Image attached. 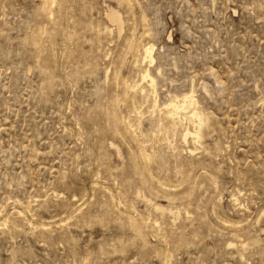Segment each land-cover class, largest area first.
I'll return each mask as SVG.
<instances>
[{
    "label": "rangeland",
    "instance_id": "374dc122",
    "mask_svg": "<svg viewBox=\"0 0 264 264\" xmlns=\"http://www.w3.org/2000/svg\"><path fill=\"white\" fill-rule=\"evenodd\" d=\"M0 211V264H264V0H0Z\"/></svg>",
    "mask_w": 264,
    "mask_h": 264
},
{
    "label": "bare ground",
    "instance_id": "6f19581e",
    "mask_svg": "<svg viewBox=\"0 0 264 264\" xmlns=\"http://www.w3.org/2000/svg\"><path fill=\"white\" fill-rule=\"evenodd\" d=\"M49 2H52V1H54V0H48ZM129 3H130V0H129ZM127 4V3H126ZM128 6H129V4H128ZM128 8V7H127ZM44 9V8H43ZM51 10V9H50ZM107 16L109 17V19L111 20V21H113V22H115V23H117V24H120L121 23V17H120V14H119V12L117 11V10H114V9H112V8H110L109 10H108V12H107ZM123 21V20H122ZM116 24V25H117ZM121 26V25H120ZM119 29V28H118ZM145 34H147L146 33V29H145ZM35 38V37H34ZM138 39V38H137ZM141 39V38H140ZM36 40V39H35ZM34 39H33V41H35ZM129 42H130V40H129ZM137 42V41H136ZM135 42V43H136ZM131 44V43H130ZM128 45H129V43H128ZM132 45H133V42H132ZM137 45V44H136ZM142 45V44H141ZM127 48H129V46L127 47ZM132 48V47H131ZM134 48V47H133ZM153 48H154V44L153 43H150V42H147V43H143V45H142V58L144 59L143 61H145V59H148L147 60V62L149 61V62H151L153 59H154V57H153V55H152V50H153ZM139 51H140V49H139ZM135 59H137V58H135ZM138 60V59H137ZM138 62V61H137ZM137 62L135 63V64H137ZM143 71V69H141L140 68V71ZM141 71V72H142ZM141 74V73H140ZM141 79H147L148 81H149V86H151L150 88H151V90H152V87L154 86V84L156 83V81L154 82V79L151 77V75H150V73H149V71L148 70H144L143 71V73H142V77H141ZM148 81H147V83H148ZM145 82V81H144ZM142 84V83H141ZM137 87H138V85L137 84H135ZM134 85V86H135ZM144 85V84H143ZM133 86V85H132ZM135 86V87H136ZM141 86V85H140ZM139 86V87H140ZM148 86V87H149ZM129 87H130V85H129ZM142 87V86H141ZM140 87V88H141ZM138 90H139V88H137ZM136 89V90H137ZM142 89H143V87H142ZM137 90V91H138ZM149 91V90H148ZM152 92V91H151ZM137 93H139V91L137 92ZM145 93V92H144ZM154 93V92H153ZM140 95V94H139ZM142 95V94H141ZM140 95V96H141ZM149 95H151V94H149ZM139 96V97H140ZM147 96V95H146ZM145 97V96H144ZM143 98V97H142ZM147 99V98H146ZM170 99V98H169ZM154 100V99H153ZM155 100H156V98H155ZM146 101V100H145ZM156 102V101H155ZM155 102H154V104H155ZM153 104V103H152ZM153 104V105H154ZM152 106V105H151ZM151 108V107H150ZM159 108V107H158ZM152 109H153V107H152ZM157 109V108H156ZM160 109V108H159ZM158 110V109H157ZM139 111V110H138ZM151 111V110H150ZM140 112V111H139ZM160 112H162L161 110H160ZM158 114H161V113H158ZM152 115H153V113H152ZM161 115H165L166 117H169V118H171L170 120L171 121H173L174 119H177L178 121L180 120H186V122H187V120L188 121H191L192 122V126H193V128H192V130H190V128H188V127H185L184 128V131L183 130H181V134H182V136H181V138H182V140H184V141H187V139H188V137L190 136L191 138H192V140H194V141H197V140H200L201 138V130H202V126H203V124H204V113L201 111V109H199V107L197 106V99H196V97H195V95H194V92L193 91H187L186 93H184V94H182V95H180V96H175L174 98L172 97L169 101H167V103H165L164 105H163V114H161ZM160 115V116H161ZM115 119H116V117H115ZM117 120V119H116ZM121 120V119H120ZM118 121V120H117ZM116 121V122H117ZM175 121V120H174ZM173 121V122H174ZM177 121V122H178ZM123 122V121H122ZM170 123V122H169ZM178 123H182V121L181 122H178ZM189 123V122H188ZM129 125V124H128ZM174 125V124H173ZM179 125V124H178ZM205 125V124H204ZM188 126V125H187ZM175 127V126H174ZM173 127V128H174ZM204 127V126H203ZM168 128H169V126H168ZM176 128V127H175ZM174 128V129H175ZM132 129V128H131ZM169 129H172L171 127L169 128ZM133 131V130H132ZM173 131H176V129L175 130H173ZM183 132V133H182ZM200 138V139H199ZM142 150H143V148H142ZM140 151H141V149H140ZM145 151V150H144ZM143 154H144V152L143 151H141ZM192 151H191V149H189V153H191ZM145 155V154H144ZM148 156V155H147ZM144 157V156H143ZM137 159V158H136ZM148 160V159H147ZM138 161V160H137ZM143 174V173H142ZM159 181V180H158ZM150 182H151V180H150ZM165 184V183H164ZM159 185H160V183H159ZM162 187H164L163 185H161ZM165 187H167L166 185H165ZM138 191V190H137ZM233 196V198H237V197H234L235 195H232ZM232 198V199H233ZM234 200H236V199H234ZM15 203H17V201L15 202ZM19 204H21V202L19 203ZM22 205V204H21ZM27 205V204H26ZM27 207V206H26ZM156 207V209H160V210H163L158 204L155 206ZM118 209V208H117ZM14 210V209H13ZM23 210H26V209H23ZM29 210V209H28ZM27 211V210H26ZM1 212V211H0ZM20 214H21V212H20ZM22 215V214H21ZM6 217V216H5ZM19 217V216H18ZM22 217V216H21ZM24 218V217H23ZM5 219V218H4ZM6 219H7V217H6ZM5 219V220H6ZM26 219H28V218H26ZM7 221V220H6ZM27 221V220H26ZM4 223H6L5 221H3V222H0V225L1 224H3L4 225ZM27 223H29V222H27ZM31 223V222H30ZM44 224V223H43ZM44 226V225H43Z\"/></svg>",
    "mask_w": 264,
    "mask_h": 264
}]
</instances>
